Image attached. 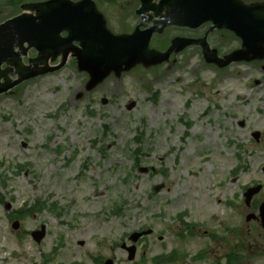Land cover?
Instances as JSON below:
<instances>
[{"label":"rangeland","instance_id":"1","mask_svg":"<svg viewBox=\"0 0 264 264\" xmlns=\"http://www.w3.org/2000/svg\"><path fill=\"white\" fill-rule=\"evenodd\" d=\"M114 1L103 4L110 18L128 0ZM4 3L0 21L16 11ZM208 28L171 27L151 47ZM208 39L221 57L241 45L217 31ZM87 79L71 57L0 95V264H92L98 254L132 264L122 243L135 245L145 264L176 249L185 264H213L238 243L227 228L264 241L256 220L246 222L258 211L243 197L260 184L254 203L264 202V61L218 69L190 46L167 64L111 75L77 100ZM42 226L37 243L31 233ZM143 231L150 234L134 244L131 234ZM242 264H264L261 251Z\"/></svg>","mask_w":264,"mask_h":264},{"label":"water","instance_id":"2","mask_svg":"<svg viewBox=\"0 0 264 264\" xmlns=\"http://www.w3.org/2000/svg\"><path fill=\"white\" fill-rule=\"evenodd\" d=\"M142 0L143 10L146 13L153 10L155 17L161 16L163 10L166 15L160 21L145 30L140 26L132 34L115 35L106 26V21L98 11H84L82 8H74L83 5H69L57 12L46 11L54 16L49 19L43 16L32 17L28 14L18 16L0 25V95L9 92L14 87L26 80L54 72L67 62L72 52L78 61V70L88 72L89 81L84 91L78 94L81 98L85 92L92 91L101 84L111 73L119 77L123 72L130 71L137 65L152 67L168 62L173 53H179L193 44H201L204 48V57L207 63L216 64L220 68L227 67L235 61H252L264 59V3L245 5L240 0ZM53 5V3H51ZM43 6V5H41ZM26 7L38 8L40 4H29ZM39 15L40 10L36 9ZM206 22H212L210 30L228 29L235 32L242 39V48L223 58L218 57L216 49H211L207 37L201 40L175 38L166 52L150 49L151 38L154 34H162L167 26L189 27L197 29ZM63 31L69 33L67 38H61ZM79 41L81 47L73 46V41ZM28 44L26 48L24 45ZM18 47L19 51H14ZM31 48H35L38 57L30 59V64H22V56H26ZM62 55V63L56 67L49 66ZM6 63L4 70L1 66ZM17 75L16 80L10 76ZM4 79V82H2ZM135 103L129 105V109ZM254 137L259 139L260 134ZM147 169L144 171L146 172ZM164 186L155 187L160 191ZM261 190V186L249 189L245 193L246 204L255 194ZM260 217L264 227V203L260 207ZM252 216L247 217L250 221ZM13 227L18 228L16 222ZM148 233V232H147ZM147 233H135L132 240L136 242L139 237ZM45 236V228L35 231L33 237L40 242ZM130 260L133 259L135 249L129 248Z\"/></svg>","mask_w":264,"mask_h":264},{"label":"flooded vegetation","instance_id":"3","mask_svg":"<svg viewBox=\"0 0 264 264\" xmlns=\"http://www.w3.org/2000/svg\"><path fill=\"white\" fill-rule=\"evenodd\" d=\"M95 1L97 2L98 8L100 10L103 9L106 16H108L107 17L109 18L108 20L111 21L114 19L118 21L119 23L118 26H120L124 30L126 29L129 30L125 33L132 32L134 28L143 20V17L137 14V10L139 9L140 6L134 5L136 1H134L133 3L127 2V4L121 6H112L113 13H115L113 18H110V14L108 10L106 8L104 9L103 7L104 3L109 4L107 0H95ZM151 14L152 12H150L148 15L144 17L146 22L145 25H149V24L151 25L153 23ZM147 21H151V22L147 23ZM256 222L258 223V229L264 231V229L261 226V223L257 220ZM239 236H243V237L238 239ZM235 239L238 241V243L230 247L229 250V253H231L230 259L228 257L229 255H225L219 257V259H217L213 264H222V261L220 260H225L226 264H242L243 262L248 260L250 258V254L255 253L256 250L261 251L262 257L264 259V241L263 242L261 241L260 235H257V237H251V235H249L248 233L241 231L238 235L235 236ZM256 242L262 244L258 245L256 244ZM119 248H122L123 251L127 253L126 247H124L123 245H119ZM203 258L204 257H201L199 259H196L195 261L201 260ZM182 259H184V257H178L177 255L174 254V251H169L166 254H160L156 257H152L151 264H185L183 263ZM91 260H92V264H116V262L113 259L106 258L102 254L92 256ZM129 262H131L132 264H145L147 262V258L143 255L138 254V251L136 250L134 259Z\"/></svg>","mask_w":264,"mask_h":264},{"label":"trees","instance_id":"4","mask_svg":"<svg viewBox=\"0 0 264 264\" xmlns=\"http://www.w3.org/2000/svg\"><path fill=\"white\" fill-rule=\"evenodd\" d=\"M4 202V197H3V195L1 194V192H0V203H3ZM22 213V212H21ZM23 216V215H22Z\"/></svg>","mask_w":264,"mask_h":264},{"label":"bare ground","instance_id":"5","mask_svg":"<svg viewBox=\"0 0 264 264\" xmlns=\"http://www.w3.org/2000/svg\"><path fill=\"white\" fill-rule=\"evenodd\" d=\"M206 207L210 208L211 206H210V204H209V203H207V204H206Z\"/></svg>","mask_w":264,"mask_h":264}]
</instances>
